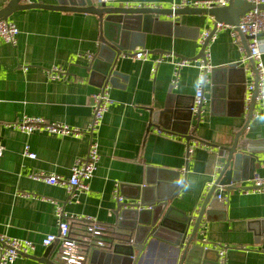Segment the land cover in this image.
Wrapping results in <instances>:
<instances>
[{
    "label": "crops",
    "instance_id": "crops-1",
    "mask_svg": "<svg viewBox=\"0 0 264 264\" xmlns=\"http://www.w3.org/2000/svg\"><path fill=\"white\" fill-rule=\"evenodd\" d=\"M191 1L110 0L103 7L92 8L114 11L128 4L155 7L163 13L153 16L157 25L152 32L143 34V47L135 49L144 51L147 60L119 58L116 70L127 76V80L119 82L123 88L107 85L112 103L96 134L100 155L97 170L89 191L70 199L64 188L33 181L30 176L43 172L69 177L73 163L86 155L88 136H58L43 131L26 136L9 125L22 117H31L82 132L87 130L92 118L90 96L99 88L96 81L90 80L85 67L89 62L87 55H94L99 46L105 14L101 17L95 12L72 11L67 0H0V19L15 24L19 30L15 47L0 40V147L3 148L0 235L37 245L30 257L19 258L13 264H61L56 258V244L50 250L40 245L45 236L58 233L56 206L61 207L69 222L90 217L106 228V248L119 244L126 232L116 226L119 220L114 216L118 205L115 192L118 191L122 203L140 204L134 196L147 179L164 180L168 189L162 193L166 197L165 205L138 264H178L176 250L182 241L190 238L195 223L191 221H196L205 196L215 183L218 153L230 148L245 124L246 107L242 113L237 99L242 93L237 89L229 100H218L221 90L215 85L211 71L237 64L235 69L239 73L235 79H244L239 71L244 69L243 86L250 80L247 70L250 64L242 63L247 56L248 39L237 34L240 51L229 31H220L209 49L213 68L203 84L205 104L200 122L192 115L187 135L176 132L171 121L164 123V117L157 120L159 125L153 124V118L157 119L154 113H164L168 100L191 105L196 93L200 74L197 68L180 70L174 89L171 87L173 68L165 56L172 53L178 58L193 60L200 53L198 36L214 27L216 20L212 15L182 6ZM174 6L186 11L179 16V25L170 27L167 22L173 19L164 11ZM161 56L163 61L152 73L153 63ZM52 67L65 70L64 78L51 80L47 72ZM248 125L239 141L264 142V118L254 119ZM195 143L202 146L195 147L188 156V145L195 146ZM26 145L35 154L34 160L24 157ZM256 146L249 145V148ZM262 149L255 154L259 162L255 163L248 180L230 189L217 186L226 202L220 203L212 196L203 213L206 246L227 247L225 264H264V236H261L264 192L242 193L253 187L254 175L264 180ZM178 181H182L180 185ZM86 227L78 230L74 224L72 232L81 235ZM200 240L197 233L194 243L200 244Z\"/></svg>",
    "mask_w": 264,
    "mask_h": 264
},
{
    "label": "water",
    "instance_id": "water-1",
    "mask_svg": "<svg viewBox=\"0 0 264 264\" xmlns=\"http://www.w3.org/2000/svg\"><path fill=\"white\" fill-rule=\"evenodd\" d=\"M67 4L71 7L70 10L72 11L95 12L101 17L105 14L102 20L101 34L98 39L99 46L85 67V70L88 72L90 80L96 81V86L99 89L104 88L106 85H110L113 88H123L122 85H119V82H126L127 76L116 70L121 54L143 47V34L152 32L153 28L157 25V19H154L153 16L162 14L163 11L148 8L127 9L122 7L114 11L109 9L94 10L92 9L94 6H91L87 0H67ZM103 6L105 5L103 4ZM251 9H253V6L245 0H229L225 8L214 7L209 10L193 8L190 11L210 14L217 22L237 26L240 18ZM259 9H264V6L259 7ZM185 11V8L164 11L166 16L173 19L167 22V24L170 27L174 25L178 26L180 23L179 16ZM238 34L240 37L248 39L247 36H243L239 32ZM245 52L248 54L247 46L245 47ZM202 56V50H200L199 56L196 58H202ZM236 66L237 64H228L226 68L213 69L211 73L214 76L215 85L218 87V90H221L220 95L218 94L217 97L219 98L218 100H229L231 93L237 89L242 93L237 99H239L238 105L241 107L243 113L245 108V86H243L245 85V72L244 69L239 70L243 74L244 79L238 81L235 79V74L239 73L235 69ZM250 66H253L252 62H250ZM206 76L207 73L205 74ZM249 107L248 117L242 131L234 138L229 149L218 153L219 167L215 183L205 196V200L191 230L190 238L187 241H182L176 250L178 264H217V252L204 250L200 244L194 243V238L203 219V213L210 203L217 186L230 189L234 184L248 180L249 174L254 170L255 163L259 162L255 154L262 152L264 142L259 141V143L253 144L239 141L240 136L249 126L254 104L251 103ZM190 108L191 105H185L170 99L164 106V113H154V117H157V119L153 118V124L159 125L157 120L164 117L166 120L164 123L168 124L171 121L172 126L177 130L176 132L187 135L192 118ZM177 120H183L184 122L179 124ZM252 144L258 147L249 148V145L253 147ZM181 182L178 181L177 185H180ZM165 189L168 188L164 180L155 181L147 179L143 188L137 189L136 192L139 193L134 196V200L140 201V204L118 203L114 211V216L117 218V221L119 220L116 226L125 231L126 235H122L119 244L109 246L104 251H93L89 264H138L143 257L146 243L153 236L152 229L158 222V214L165 205L164 200L166 197L162 196ZM146 207H151V209H146ZM261 236H264V229L261 230ZM48 249L50 250L51 248Z\"/></svg>",
    "mask_w": 264,
    "mask_h": 264
},
{
    "label": "built area",
    "instance_id": "built-area-1",
    "mask_svg": "<svg viewBox=\"0 0 264 264\" xmlns=\"http://www.w3.org/2000/svg\"><path fill=\"white\" fill-rule=\"evenodd\" d=\"M91 6L105 5L110 0H87ZM249 2L253 9L247 11L241 18L237 26L231 24H225L221 22H215L212 30H206L198 36V44L200 50H202V58H193V60L178 58L172 53L165 56L169 57L170 64L172 65V80L171 87L176 88L180 70L184 68H197L199 74V82L196 88V93L191 104L192 115H196L197 122H200L203 113L202 106L205 104L203 84L205 81V74L209 73L213 68L210 65L211 55L209 52L210 45L216 40V34L220 31H229V35L233 40V43L241 51L242 48L238 42L237 34L241 33L243 36L248 37V54L242 61L252 62L253 66L247 70L250 72V80L247 82L245 90L246 95L244 97V107H246L245 121L248 117L250 104H254V109L251 115V120L263 117L264 118V9L259 7L264 6V0H245ZM229 0H209L199 1L193 0L191 3L184 2L182 6H191L195 9L209 10L214 7L225 8L227 7ZM124 8L138 9L148 8L154 9L155 7L141 6L133 7L126 4ZM183 7H175L171 10L180 9ZM19 34V30L15 24L0 20V40L13 47L16 46V37ZM91 54L87 55V59H92ZM120 57H128L133 60H147L144 51L124 52ZM164 56L159 57L154 63L151 72L154 73L158 64L163 61ZM65 70L60 67H52L48 72V77L51 80L59 81L64 78ZM107 85L99 89L96 93L90 96L92 118L86 131H78L71 129L68 126L60 125L57 123H49L41 118L22 117L21 120L9 125L13 130L20 132L23 135L29 136L36 131H43L51 135L58 136H73L79 137L85 134L89 138L88 149L84 158L77 159L71 169L70 175L67 178L59 177L56 175H47L43 172L35 173L30 176L33 181L42 182L50 186H57L64 188L70 199L74 198L77 194L86 193L89 191V184L92 180L99 163V146L96 140V134L98 128L101 125L103 117L105 116L108 107L112 103L109 97ZM249 126L246 130H248ZM159 132H161L159 130ZM202 144L195 143V146L188 145L186 154L189 156L193 153L195 147H201ZM3 154V148L0 147V157ZM25 158L34 160L35 154L29 151V147L26 145L23 150ZM253 187L249 190H242L243 194L249 193H261L264 192V180L257 175L253 177ZM213 187V184L211 185ZM26 196V195H22ZM213 197L220 202L225 203L227 198L222 195L221 188L215 190ZM114 199L118 203H122L123 199L119 196L118 191L115 192ZM151 209V207H146ZM55 215L57 218L58 233L56 235L49 234L45 236L40 245L44 248H51L54 244L57 245L56 258L61 264H89L91 253L95 250L104 251L108 247L106 242V228L98 225L94 219L85 217L82 219H72L73 221H83L87 223V227L82 231L81 235L77 238H70L69 236V220L64 215L61 207L56 206ZM192 223L195 222L193 219ZM200 235V245L204 250H213L217 252L218 261L217 264L226 263L227 247L214 245L211 248L206 246V225L200 223L197 230ZM37 245L29 240H22L17 238H11L0 235V264H13L17 259L22 257H29L36 251Z\"/></svg>",
    "mask_w": 264,
    "mask_h": 264
},
{
    "label": "trees",
    "instance_id": "trees-1",
    "mask_svg": "<svg viewBox=\"0 0 264 264\" xmlns=\"http://www.w3.org/2000/svg\"><path fill=\"white\" fill-rule=\"evenodd\" d=\"M76 224L78 226V230H80L82 227H86L87 226V223L85 224L84 222H81V221H72V222H69V236L70 238H77L80 236L79 232L76 233V232H72V225ZM77 230V231H78ZM112 234V232H111Z\"/></svg>",
    "mask_w": 264,
    "mask_h": 264
}]
</instances>
